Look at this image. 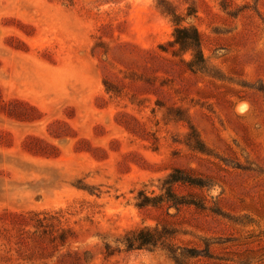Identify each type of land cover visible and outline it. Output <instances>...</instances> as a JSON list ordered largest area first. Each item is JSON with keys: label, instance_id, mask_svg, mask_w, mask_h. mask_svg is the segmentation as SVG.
<instances>
[{"label": "rangeland", "instance_id": "374dc122", "mask_svg": "<svg viewBox=\"0 0 264 264\" xmlns=\"http://www.w3.org/2000/svg\"><path fill=\"white\" fill-rule=\"evenodd\" d=\"M174 170L197 206H136ZM156 225L179 264H264V0H0V264H175L106 255Z\"/></svg>", "mask_w": 264, "mask_h": 264}, {"label": "trees", "instance_id": "16d2710c", "mask_svg": "<svg viewBox=\"0 0 264 264\" xmlns=\"http://www.w3.org/2000/svg\"><path fill=\"white\" fill-rule=\"evenodd\" d=\"M160 11L165 16L169 17L170 22L174 25L173 30V45L177 46L182 52H189L191 56L190 65L199 66L203 63V58L200 51V43L197 31L193 27H184L180 25V17L173 11L165 9L160 4L158 5ZM175 183L186 184L189 186H200L194 179L188 177L185 173L180 170H174L168 174L163 182L164 186H167L164 196H159L157 198H148L143 193L137 195V207H144L147 205H155L162 201L171 203L172 205H194L197 206L194 201H179L177 197L173 194L171 186ZM44 219H36L35 223L37 226L42 227ZM174 240V233L167 229L166 227L156 225L155 227H142L133 230H129L124 233L120 240L116 241L118 245L117 248L111 250L109 246L106 245V255L110 256L113 252H119L122 248L125 252H130L134 250H146L153 251L155 249L165 250L169 253L171 259L175 264L178 263V255L175 251H171L172 241ZM60 242L63 244L64 239ZM190 252V251H187ZM192 256V253H188Z\"/></svg>", "mask_w": 264, "mask_h": 264}, {"label": "clouds", "instance_id": "9594fccd", "mask_svg": "<svg viewBox=\"0 0 264 264\" xmlns=\"http://www.w3.org/2000/svg\"><path fill=\"white\" fill-rule=\"evenodd\" d=\"M217 191H218V189H214L212 194L215 195Z\"/></svg>", "mask_w": 264, "mask_h": 264}, {"label": "bare ground", "instance_id": "6f19581e", "mask_svg": "<svg viewBox=\"0 0 264 264\" xmlns=\"http://www.w3.org/2000/svg\"><path fill=\"white\" fill-rule=\"evenodd\" d=\"M242 109V108H239V110Z\"/></svg>", "mask_w": 264, "mask_h": 264}]
</instances>
